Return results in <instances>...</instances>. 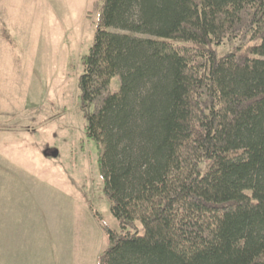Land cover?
<instances>
[{"label":"trees","instance_id":"obj_1","mask_svg":"<svg viewBox=\"0 0 264 264\" xmlns=\"http://www.w3.org/2000/svg\"><path fill=\"white\" fill-rule=\"evenodd\" d=\"M83 64L100 264H264V0H106Z\"/></svg>","mask_w":264,"mask_h":264},{"label":"rangeland","instance_id":"obj_2","mask_svg":"<svg viewBox=\"0 0 264 264\" xmlns=\"http://www.w3.org/2000/svg\"><path fill=\"white\" fill-rule=\"evenodd\" d=\"M105 1L0 0V29L18 44L0 34V206L24 264H100L104 225L120 233L79 88Z\"/></svg>","mask_w":264,"mask_h":264},{"label":"crops","instance_id":"obj_3","mask_svg":"<svg viewBox=\"0 0 264 264\" xmlns=\"http://www.w3.org/2000/svg\"><path fill=\"white\" fill-rule=\"evenodd\" d=\"M0 32L3 39L6 41L8 48L14 51L17 50V41L13 38L9 32V29H7L4 24L1 26ZM3 215L4 207L0 206V264H24L22 259L23 246H19L21 249H17L18 243L21 245V241L16 240V238L9 240L7 239L8 237L6 233L8 231V225L4 221Z\"/></svg>","mask_w":264,"mask_h":264},{"label":"water","instance_id":"obj_4","mask_svg":"<svg viewBox=\"0 0 264 264\" xmlns=\"http://www.w3.org/2000/svg\"><path fill=\"white\" fill-rule=\"evenodd\" d=\"M45 155H47V156H48L47 152L45 153Z\"/></svg>","mask_w":264,"mask_h":264}]
</instances>
